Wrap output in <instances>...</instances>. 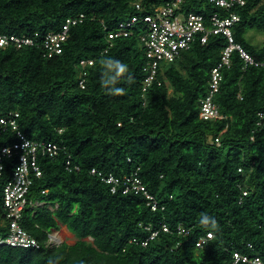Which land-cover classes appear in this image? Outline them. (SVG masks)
Segmentation results:
<instances>
[{"label": "trees", "instance_id": "trees-1", "mask_svg": "<svg viewBox=\"0 0 264 264\" xmlns=\"http://www.w3.org/2000/svg\"><path fill=\"white\" fill-rule=\"evenodd\" d=\"M167 1L0 0L5 34L59 32L69 18L85 15L70 27L59 55L47 57L41 46L0 49V116L18 112L28 137L65 146L55 158L39 156L43 175L32 196L41 204L23 215L22 225L41 246L0 244V264H248L234 263L235 252L260 256L264 264V120L258 125L264 66L245 65L235 51L214 97L221 116L203 119L200 99L226 46L222 35L198 40L163 63L162 83L145 93L139 27L111 46L107 41L120 21ZM206 7V15L219 9ZM234 11L241 16L233 27L236 42L263 61L264 45L247 35L264 32V0H246ZM84 58L95 62L82 88ZM16 140L8 128L0 150ZM69 157L79 171L67 169ZM17 161L5 159L0 174V237L9 230L3 188ZM94 168L117 175L138 171L158 207L153 210L143 195L112 193ZM163 223L171 231L143 245ZM60 224L77 237L74 244H47ZM179 225L188 233H179ZM209 231L214 237L198 247Z\"/></svg>", "mask_w": 264, "mask_h": 264}, {"label": "built area", "instance_id": "built-area-1", "mask_svg": "<svg viewBox=\"0 0 264 264\" xmlns=\"http://www.w3.org/2000/svg\"><path fill=\"white\" fill-rule=\"evenodd\" d=\"M200 2L211 4L219 9L206 15L199 10L190 8L199 5ZM245 3L246 0H169L148 13L135 14L120 21L114 29L107 32V41L111 46L114 39L129 37L139 27L141 31L139 41L145 53V77L142 85V91L145 93L155 82L158 85L162 83L158 76L163 63L174 62L183 51L190 49L193 43L198 40L205 44L210 35H222L227 41L226 46L222 51L218 65L211 71L208 92L200 99L201 117L203 119H215L221 114L214 97L219 91L223 79L222 69L231 65L232 54L237 51L245 65L264 66V59L263 61L256 60L244 46L235 40L233 27L240 21L241 16L234 9L245 5ZM135 7L139 12L144 9L140 2H137ZM84 18V14L69 18L59 32L46 34L35 32L32 35L0 33V49L7 46L18 48L41 46L47 57H54L63 52V45L69 37L70 27L82 22ZM94 62V59L86 58L79 62V83L82 88L86 86L85 77L88 75V68ZM258 116L260 118L258 125L261 126L263 125L264 111L259 112ZM18 117V112H10L8 116H0V136L8 128L15 131L17 135V140L13 144L4 146L0 150V174L4 170L5 159L16 157L18 160L10 180L3 188V207L9 230L5 237H0V244L39 248L41 246L40 241L22 225L24 211L28 206L35 207L41 204L32 196L35 179L43 175L39 156L55 158L65 146L52 140L31 139L19 129ZM60 131L62 130L60 129ZM66 167L70 171L80 170L79 165L75 164L71 157L67 159ZM91 172L97 174L109 186L112 193L143 195L153 210L158 207V201L150 193L138 171L117 175L115 173L105 174L94 168ZM42 193H46V191L43 190ZM244 194H247V191H244ZM147 228L150 229V227ZM160 231L170 232L171 229L166 223H163L161 229L151 232L149 239L143 241V245H147L148 240L156 238ZM178 232L188 233V230L179 225ZM52 233L53 231L49 234L48 245L55 244ZM213 237L214 233L211 231L201 235L197 241V246H205ZM240 261L248 264H263L260 256L250 258L235 252L234 263Z\"/></svg>", "mask_w": 264, "mask_h": 264}, {"label": "rangeland", "instance_id": "rangeland-1", "mask_svg": "<svg viewBox=\"0 0 264 264\" xmlns=\"http://www.w3.org/2000/svg\"><path fill=\"white\" fill-rule=\"evenodd\" d=\"M206 3H199V5L196 6H192L190 8L195 9V10H199L205 14H207L208 11V7H206ZM247 38L254 43L256 46L261 47L264 45V32H259V31H255V30H251L249 31ZM63 227L62 224H60L59 229L54 230L53 231V242L55 244H59L62 242H66L68 244H73L74 241L76 240L75 238H73L72 240L69 239V237H67L61 230V228ZM88 240L92 241V238H88Z\"/></svg>", "mask_w": 264, "mask_h": 264}, {"label": "crops", "instance_id": "crops-1", "mask_svg": "<svg viewBox=\"0 0 264 264\" xmlns=\"http://www.w3.org/2000/svg\"><path fill=\"white\" fill-rule=\"evenodd\" d=\"M62 225H63V227L61 228L60 231H62L67 237H69L70 240L75 238L76 239L74 241V243H75L77 241V237L72 232L69 231L68 227L65 224H62Z\"/></svg>", "mask_w": 264, "mask_h": 264}]
</instances>
